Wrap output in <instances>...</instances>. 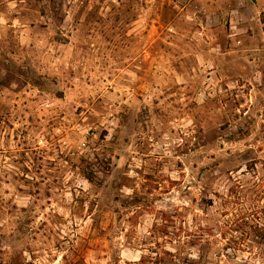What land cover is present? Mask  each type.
<instances>
[{"label":"rangeland","instance_id":"1","mask_svg":"<svg viewBox=\"0 0 264 264\" xmlns=\"http://www.w3.org/2000/svg\"><path fill=\"white\" fill-rule=\"evenodd\" d=\"M0 264H264V0H0Z\"/></svg>","mask_w":264,"mask_h":264}]
</instances>
